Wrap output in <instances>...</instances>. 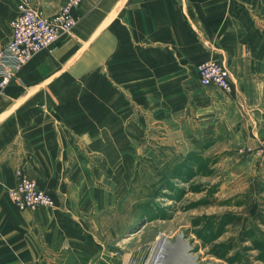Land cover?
Masks as SVG:
<instances>
[{"label":"crops","instance_id":"crops-1","mask_svg":"<svg viewBox=\"0 0 264 264\" xmlns=\"http://www.w3.org/2000/svg\"><path fill=\"white\" fill-rule=\"evenodd\" d=\"M65 1L32 5L50 16ZM16 2L0 0L2 41ZM72 14L0 90V264H97L103 218L126 203L153 129L194 126L239 159L264 148V0H82ZM207 59L230 91L200 82ZM16 169L54 207L17 208Z\"/></svg>","mask_w":264,"mask_h":264},{"label":"rangeland","instance_id":"rangeland-1","mask_svg":"<svg viewBox=\"0 0 264 264\" xmlns=\"http://www.w3.org/2000/svg\"><path fill=\"white\" fill-rule=\"evenodd\" d=\"M203 133L149 132L126 203L103 218L97 264H147L156 244L155 264L188 263L182 254L196 264H264V148L239 159ZM248 155L256 159L235 170Z\"/></svg>","mask_w":264,"mask_h":264},{"label":"built area","instance_id":"built-area-1","mask_svg":"<svg viewBox=\"0 0 264 264\" xmlns=\"http://www.w3.org/2000/svg\"><path fill=\"white\" fill-rule=\"evenodd\" d=\"M81 1L66 0L56 13L44 16L32 5V0H17L16 14L10 21V39H0V90L34 55L71 31L76 22L72 9ZM195 69L203 85L214 84L226 91L232 89L230 73L222 62L207 59L196 65ZM15 176L16 182L8 189V194L17 208L33 210L40 206L54 207V199L24 175L21 169L15 170Z\"/></svg>","mask_w":264,"mask_h":264},{"label":"bare ground","instance_id":"bare-ground-1","mask_svg":"<svg viewBox=\"0 0 264 264\" xmlns=\"http://www.w3.org/2000/svg\"><path fill=\"white\" fill-rule=\"evenodd\" d=\"M181 244L182 243H180V245ZM160 256H163V246L160 244H156L154 245L152 249V252L150 254V258L147 264H155V262H157L156 259H158Z\"/></svg>","mask_w":264,"mask_h":264},{"label":"water","instance_id":"water-1","mask_svg":"<svg viewBox=\"0 0 264 264\" xmlns=\"http://www.w3.org/2000/svg\"><path fill=\"white\" fill-rule=\"evenodd\" d=\"M108 246H111L113 247L112 245L110 244H107ZM180 260L183 261V262H188V263H183V264H196L194 262L195 258H193V256H190V257H187L185 254H183L181 257H180ZM205 264H217V263H213V262H206Z\"/></svg>","mask_w":264,"mask_h":264}]
</instances>
